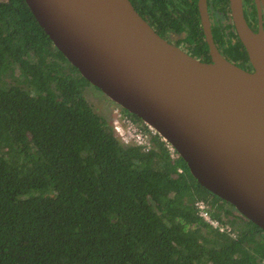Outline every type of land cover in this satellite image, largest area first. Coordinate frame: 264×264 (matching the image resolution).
I'll use <instances>...</instances> for the list:
<instances>
[{
  "label": "trees",
  "instance_id": "1",
  "mask_svg": "<svg viewBox=\"0 0 264 264\" xmlns=\"http://www.w3.org/2000/svg\"><path fill=\"white\" fill-rule=\"evenodd\" d=\"M86 84L24 0H0V264H263L264 232L159 136L122 145Z\"/></svg>",
  "mask_w": 264,
  "mask_h": 264
},
{
  "label": "water",
  "instance_id": "2",
  "mask_svg": "<svg viewBox=\"0 0 264 264\" xmlns=\"http://www.w3.org/2000/svg\"><path fill=\"white\" fill-rule=\"evenodd\" d=\"M53 46L89 84L168 142L196 182L264 232V29L229 14L251 71L215 50L211 61L159 37L129 0H24ZM264 13V0H255Z\"/></svg>",
  "mask_w": 264,
  "mask_h": 264
},
{
  "label": "flooded vegetation",
  "instance_id": "3",
  "mask_svg": "<svg viewBox=\"0 0 264 264\" xmlns=\"http://www.w3.org/2000/svg\"><path fill=\"white\" fill-rule=\"evenodd\" d=\"M196 1L129 0L138 15L159 37L199 61L208 63L211 61V57L205 41ZM254 1L241 0V11L246 25L256 32L259 27V17L260 25L264 29V13L260 10L259 16ZM192 2H194L195 11L191 7ZM205 5L209 32L216 52L230 63L251 71L252 67L231 21L228 0L226 4L218 0L216 2L205 0ZM186 40H200L205 45L199 43L195 46L192 43H187ZM115 106L114 104L111 107L114 108ZM110 120L111 112L110 118L107 120L109 124Z\"/></svg>",
  "mask_w": 264,
  "mask_h": 264
},
{
  "label": "built area",
  "instance_id": "4",
  "mask_svg": "<svg viewBox=\"0 0 264 264\" xmlns=\"http://www.w3.org/2000/svg\"><path fill=\"white\" fill-rule=\"evenodd\" d=\"M141 123L134 122L127 114L122 112V109L117 105L111 111L110 126L117 140L122 145L138 146L141 150L147 152L152 149L154 145L152 142V136L159 135L151 127L142 123L146 126V129H144ZM159 139L163 142L165 150H167L172 159L179 157L168 142L163 140L160 136ZM195 206L198 216L208 222L211 226H218L217 221L209 217L207 212L208 207L202 201H196ZM219 229L221 230L222 228L219 227ZM261 263L264 264V259Z\"/></svg>",
  "mask_w": 264,
  "mask_h": 264
},
{
  "label": "rangeland",
  "instance_id": "5",
  "mask_svg": "<svg viewBox=\"0 0 264 264\" xmlns=\"http://www.w3.org/2000/svg\"><path fill=\"white\" fill-rule=\"evenodd\" d=\"M82 93H83V96L86 99V101L91 106V108L96 113L103 116L106 120H109L110 112H111V109L113 108L111 106H113L114 103L112 101H110L107 97H105L97 88H95L91 84H86ZM207 204H208V202H207ZM231 212L234 215L236 213V211L234 209H231ZM222 220L225 221V218H222Z\"/></svg>",
  "mask_w": 264,
  "mask_h": 264
}]
</instances>
